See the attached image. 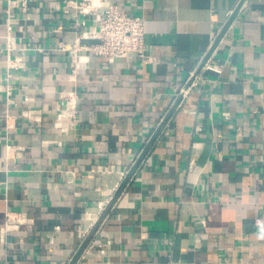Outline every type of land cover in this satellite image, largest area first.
I'll return each instance as SVG.
<instances>
[{
    "label": "crops",
    "instance_id": "crops-1",
    "mask_svg": "<svg viewBox=\"0 0 264 264\" xmlns=\"http://www.w3.org/2000/svg\"><path fill=\"white\" fill-rule=\"evenodd\" d=\"M68 1L0 0V264H264V0H104L148 62H74Z\"/></svg>",
    "mask_w": 264,
    "mask_h": 264
},
{
    "label": "built area",
    "instance_id": "built-area-1",
    "mask_svg": "<svg viewBox=\"0 0 264 264\" xmlns=\"http://www.w3.org/2000/svg\"><path fill=\"white\" fill-rule=\"evenodd\" d=\"M73 7L79 13L98 15L97 25L91 32H86L71 44L63 45L62 49L67 50L75 61L81 62L88 59L89 54L104 57L109 60L116 57L132 55L148 62L146 45L144 42V18L140 15L128 13L115 4L104 5V0H76L68 1L64 7L66 17H70L69 9ZM10 18L6 22L7 33L4 36L7 52V63L11 67H24V56L11 53L15 50V37L13 35V25ZM92 36L96 37L97 43L87 44V40ZM86 55V56H83ZM77 59V60H76ZM203 68L219 71V68L206 61ZM200 75L192 73L189 81L180 89L182 96L188 90L198 84ZM24 116L35 118L36 111L24 110ZM31 219L25 212L7 210L4 224L0 228V236H4L9 231H16L24 224L30 223Z\"/></svg>",
    "mask_w": 264,
    "mask_h": 264
},
{
    "label": "water",
    "instance_id": "water-1",
    "mask_svg": "<svg viewBox=\"0 0 264 264\" xmlns=\"http://www.w3.org/2000/svg\"><path fill=\"white\" fill-rule=\"evenodd\" d=\"M97 42H98V40L90 41L89 43H97Z\"/></svg>",
    "mask_w": 264,
    "mask_h": 264
},
{
    "label": "bare ground",
    "instance_id": "bare-ground-1",
    "mask_svg": "<svg viewBox=\"0 0 264 264\" xmlns=\"http://www.w3.org/2000/svg\"><path fill=\"white\" fill-rule=\"evenodd\" d=\"M71 107H72V106H71ZM65 114H66V113H65ZM67 114H68V113H67ZM61 118H62V117H61ZM61 118H60V119H61ZM68 118H69V117H68ZM59 121H60V120H59ZM61 121H62V120H61ZM56 125H57V124H56ZM59 125H60V123H59ZM59 125H58V126H59Z\"/></svg>",
    "mask_w": 264,
    "mask_h": 264
}]
</instances>
